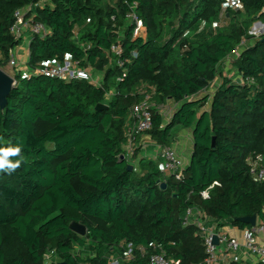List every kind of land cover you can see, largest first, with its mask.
Instances as JSON below:
<instances>
[{
	"label": "trees",
	"instance_id": "1",
	"mask_svg": "<svg viewBox=\"0 0 264 264\" xmlns=\"http://www.w3.org/2000/svg\"><path fill=\"white\" fill-rule=\"evenodd\" d=\"M238 1L242 9L228 0H0L2 69L24 41L11 32L18 10L37 4L34 23L48 27L26 33V70L9 72L15 85L0 108V146L19 144L24 157L14 172H0V264H45L51 254L49 264H112L113 249L117 264H149L159 246L173 264H209L200 229L185 224L188 209L240 229L252 226L242 217H262L264 180L249 158L264 155V33L248 25L264 20V0ZM133 13L145 35L135 34ZM235 51L240 82L223 70ZM67 59L102 74L101 84L41 72ZM217 77L213 95L203 94ZM147 97L152 126L134 144L145 134L172 146L191 129L192 157L180 172L138 158L140 145L126 149L131 107ZM168 99L179 107L165 121ZM73 221L87 226L85 236ZM87 245L94 255L76 251Z\"/></svg>",
	"mask_w": 264,
	"mask_h": 264
},
{
	"label": "built area",
	"instance_id": "2",
	"mask_svg": "<svg viewBox=\"0 0 264 264\" xmlns=\"http://www.w3.org/2000/svg\"><path fill=\"white\" fill-rule=\"evenodd\" d=\"M233 9H242V5L238 0H228ZM37 4L29 5L25 9H20L16 12L17 20L11 28V32L16 37H24L26 33L33 32L45 35L48 32V27L43 23H34V11ZM29 14V16H27ZM130 20L136 24L135 34L145 35L142 28L145 29L142 21L136 14H131ZM113 50L120 52L121 49L117 46ZM238 51L233 53L234 56ZM16 57L13 55L10 63L17 67ZM122 65V63H121ZM41 72L61 78L65 81L71 80H87L96 85H100L101 81L96 79V75L91 74L88 70L81 68L78 63L69 59L65 61H53L48 63ZM131 115L134 118L135 124L129 134L128 150L131 155L135 149L134 134L142 133L149 130L152 126V112L150 108V100L145 99L141 102L135 103L131 107ZM158 145V144H157ZM162 156V170L167 173H175L182 171L187 163L183 156L173 146L158 145ZM251 166V173L257 180H264V155H254L249 158ZM204 197H209V191L203 192ZM185 224H195L200 230V234L204 237L206 243V252L208 254L207 262L209 264H220L222 260L221 252L229 256L230 262H242L243 259H252L254 264L264 262V209L263 215L257 218L254 226H249L242 229L241 237H235L228 233H219L218 221L211 217L204 215L201 211L195 208L188 209ZM219 236V244L213 242L215 235ZM160 251L152 253L149 258V264H173L168 258L166 251L162 246H159ZM133 249L130 247L126 252L127 258H133ZM51 255H48L45 264H49ZM112 264H117L120 256L116 250H111L107 256Z\"/></svg>",
	"mask_w": 264,
	"mask_h": 264
},
{
	"label": "crops",
	"instance_id": "3",
	"mask_svg": "<svg viewBox=\"0 0 264 264\" xmlns=\"http://www.w3.org/2000/svg\"><path fill=\"white\" fill-rule=\"evenodd\" d=\"M256 27L260 28L261 32L264 33V20H257L255 22H253L252 28H256ZM252 31H250V32L253 33ZM253 34L257 35L255 32ZM26 38H27V40H24V41L28 42L27 45H24V41H23V43L16 48V54H15V50H14V56L16 55L17 62L21 63L19 70H26V63H27L28 58H29L30 39H29V36L27 34L24 36V39H26ZM251 44H252V40L251 41L250 40L244 41L241 44V46L239 47V51L250 46ZM234 57L235 56L232 54L231 57L227 58L224 61L223 70L227 75L237 76V78H238L239 76L236 74V71L233 69V67L231 65V59ZM102 76H103L102 74L98 73L96 76V79L101 81ZM220 84H221V78L217 77L203 91V94L213 95V93L217 90V88L220 86ZM178 107H179V103H177L171 99L167 100L166 105H164V107L161 108V111L163 113L165 121H169L172 118L175 110ZM193 144H194V142H193L192 130L189 128H187V129L182 128L176 133L175 141L172 143V146L178 151V153L181 156H183L186 163L189 164L191 157H192ZM135 145H136V147H138L140 145L138 158L146 157L148 159L155 160L162 167L163 156H162L161 150H160L159 146L157 145V143L152 141L148 135L142 134L140 136V141ZM126 149L129 153L128 146L126 147ZM218 232L221 234L228 233L232 236L239 237V238L242 235V229L237 228V227H235V226H233L227 222L219 227ZM221 255L223 257H222L220 264H227L229 261V256L224 255L222 252H221ZM51 260L52 259H50V261ZM241 263H243V264H254V261L252 259H243Z\"/></svg>",
	"mask_w": 264,
	"mask_h": 264
},
{
	"label": "water",
	"instance_id": "4",
	"mask_svg": "<svg viewBox=\"0 0 264 264\" xmlns=\"http://www.w3.org/2000/svg\"><path fill=\"white\" fill-rule=\"evenodd\" d=\"M238 82L241 81L240 78L237 79ZM15 85V78L6 70L2 69L0 67V108L4 109L8 103V97L13 89ZM108 106L106 104L103 103H99L96 106L97 110H101L103 108H107ZM215 146V138H213V142H212V147L214 148ZM125 156L122 155V158H124ZM128 169L132 170L133 169V165L130 164L128 165ZM162 187H166V183H162L161 185ZM241 221L254 226L256 224L257 221V216L253 215V216H248V217H242ZM70 228L71 230H73L74 232L78 233L79 235L85 236L88 232L87 226L79 223L77 221H73L70 224ZM213 242L218 245L219 244V236L216 234L213 238ZM58 264H66L65 262H59Z\"/></svg>",
	"mask_w": 264,
	"mask_h": 264
},
{
	"label": "clouds",
	"instance_id": "5",
	"mask_svg": "<svg viewBox=\"0 0 264 264\" xmlns=\"http://www.w3.org/2000/svg\"><path fill=\"white\" fill-rule=\"evenodd\" d=\"M3 138H0L2 140ZM24 157L22 155V146L11 145L0 146V172H14L21 166Z\"/></svg>",
	"mask_w": 264,
	"mask_h": 264
},
{
	"label": "rangeland",
	"instance_id": "6",
	"mask_svg": "<svg viewBox=\"0 0 264 264\" xmlns=\"http://www.w3.org/2000/svg\"><path fill=\"white\" fill-rule=\"evenodd\" d=\"M253 24V23H252ZM252 24H250V25H248V27H249V30L250 31H252L253 33L255 32L257 35H260V34H262V32H261V29L260 28H252ZM165 30H164V35H165V38H168L169 37V35L167 34V32H168V27H165L164 28ZM142 31L144 32V34H146V32H145V29H143L142 28ZM24 40H27V38L26 39H24ZM27 43L28 42H26V41H24V45H27ZM15 54H16V49H15ZM15 57H16V55H15ZM16 59V64H17V69H19L20 68V62L18 63L17 62V58H15ZM14 69V66L9 62V64L7 65V67H6V69L5 70H7L8 72H10L11 70H13ZM25 69V68H24ZM135 147H136V145H134ZM94 243V242H93ZM78 253H81V254H83V255H94L96 252L95 251H93V250H91L90 249V247L87 245V246H85V247H83V248H77V250H76Z\"/></svg>",
	"mask_w": 264,
	"mask_h": 264
}]
</instances>
